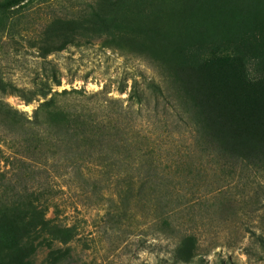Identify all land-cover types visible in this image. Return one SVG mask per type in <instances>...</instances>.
<instances>
[{
    "label": "trees",
    "instance_id": "trees-1",
    "mask_svg": "<svg viewBox=\"0 0 264 264\" xmlns=\"http://www.w3.org/2000/svg\"><path fill=\"white\" fill-rule=\"evenodd\" d=\"M29 1H0V40ZM48 27L52 40L107 39L111 49L161 68L163 81L132 78L129 91L128 84L117 90L127 97L117 99L108 89L59 92L36 82L26 90L0 77L6 180L0 192V264L6 250H24L34 234L71 230L47 218L58 204L55 196L40 193L43 182L82 193L90 188L114 204L121 219L138 214L141 202L156 206L159 231L177 239L173 262H192L199 240L173 222L181 188L167 184L172 172L159 167V150L164 136L187 135L172 162L187 149L235 172L264 173V0H99L84 23L55 20ZM226 43L234 55L223 56L227 48L220 55L197 54V48L215 53ZM52 82L61 84L55 74ZM9 95L39 104L29 115L2 99ZM160 107L168 116L164 130L149 131L143 111Z\"/></svg>",
    "mask_w": 264,
    "mask_h": 264
},
{
    "label": "rangeland",
    "instance_id": "rangeland-1",
    "mask_svg": "<svg viewBox=\"0 0 264 264\" xmlns=\"http://www.w3.org/2000/svg\"><path fill=\"white\" fill-rule=\"evenodd\" d=\"M98 1L30 0L21 8L19 22L11 25L0 40V77L26 90L34 89L36 82L59 92L108 89L117 99L127 97L117 90L120 84H128L129 91L132 78L162 83L161 68L111 49L107 39L80 35L52 40L46 35L49 23L55 20L84 23ZM222 48H227L223 54ZM214 50L197 48V54L234 55L230 43ZM53 74L61 80L59 86L53 85ZM2 99L29 115L39 104H26L14 95ZM156 111H143L149 131L164 130L168 120L161 107ZM186 143L187 135L164 136L163 149L159 150L164 158L159 167L172 172L167 182L170 187L181 188L174 199L180 207L173 222L180 231L193 232L199 240L197 256L187 264H264V173L248 168L235 172L187 149L172 162L179 148L176 146L183 148ZM4 169L1 161L0 192L6 181ZM39 191L57 200V208L51 207L47 218L71 230L34 234L23 245L24 250L5 251V264H175L172 256L177 239L159 231L153 221L156 206L141 202L138 214L121 219L115 205L90 188L82 193L43 182Z\"/></svg>",
    "mask_w": 264,
    "mask_h": 264
}]
</instances>
